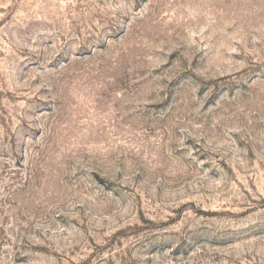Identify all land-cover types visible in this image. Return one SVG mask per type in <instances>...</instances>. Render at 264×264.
Here are the masks:
<instances>
[{
  "label": "rangeland",
  "instance_id": "obj_1",
  "mask_svg": "<svg viewBox=\"0 0 264 264\" xmlns=\"http://www.w3.org/2000/svg\"><path fill=\"white\" fill-rule=\"evenodd\" d=\"M0 264H264V0H0Z\"/></svg>",
  "mask_w": 264,
  "mask_h": 264
}]
</instances>
